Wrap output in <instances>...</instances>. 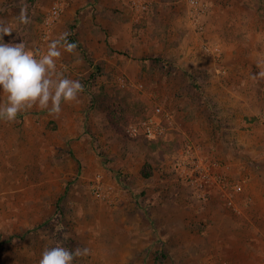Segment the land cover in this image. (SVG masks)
<instances>
[{
  "label": "rangeland",
  "instance_id": "1",
  "mask_svg": "<svg viewBox=\"0 0 264 264\" xmlns=\"http://www.w3.org/2000/svg\"><path fill=\"white\" fill-rule=\"evenodd\" d=\"M149 1L145 12L122 0H75L77 7L70 6L74 0H14L7 7L24 8L29 22L11 24L13 33L3 38L34 54L57 2L64 8H119L115 14L122 18H106L104 9L92 13L94 29L75 35L73 56L85 59V69L73 78L67 68L57 69L84 88L75 137L59 146L57 124L50 121L43 135L10 140L16 154L0 155V172L13 170L14 179L5 191L1 173L0 264L38 262L57 241L88 250L74 264H244L243 254L236 260L227 251L228 230L218 227L222 207L213 204L234 207L218 185L203 202L176 159L193 146L221 164L219 175L230 188L244 182V166L264 165V0H204L209 8L201 14L187 0ZM75 17L70 32L81 33V14ZM101 91L111 99L103 110L92 106L90 95ZM158 109L172 116L165 136L152 141L128 135L131 124ZM34 110L22 115L40 116ZM98 174L115 185V204L92 194ZM139 230L141 238L134 233Z\"/></svg>",
  "mask_w": 264,
  "mask_h": 264
},
{
  "label": "crops",
  "instance_id": "2",
  "mask_svg": "<svg viewBox=\"0 0 264 264\" xmlns=\"http://www.w3.org/2000/svg\"><path fill=\"white\" fill-rule=\"evenodd\" d=\"M12 1L14 0H0V23H5L8 26L12 24L13 27H15V24H20L18 21V16L16 14L21 12L22 9L24 10V8H7L8 6L12 5ZM75 3L77 2H75L74 0V4H70V6L77 7ZM102 9L107 11L106 18L108 19L117 18L116 20L119 21L122 18V16L118 17L115 14L120 11L117 10L119 8H98L97 11H95V8H65L66 13L61 18L52 35L53 41L57 40L58 37H61L63 34H65L67 30H69L68 35L74 36V39L75 35L83 34L84 28L87 29L91 27L89 31H92L94 29V19L92 17V13L101 12L103 14L104 12L102 11ZM35 10L39 12L38 8L34 9V12ZM77 12L78 14H81V33H79V29L78 32H70L69 28L70 24L75 21V14ZM37 24L38 21L34 17H32L31 26H35ZM31 39L32 42H30V45L33 46L34 44H37V40L33 38V36ZM3 40L4 42H6L4 38ZM61 51L63 54L57 60L62 61L65 59L66 64L64 65L67 66V69L69 70L68 73H70L68 77L71 76L73 78L81 70L85 69L86 61L84 58L79 57V55L74 57L73 54H69L67 52L64 53L63 49H61ZM67 63L72 68V71L70 70V67ZM57 64L59 65L60 62H58ZM81 94H83V92ZM3 102L4 97L0 96V103ZM61 107L62 111L59 115H50L47 110H40L34 107V111L38 110L40 116L34 117L33 115H22L24 114L23 112L17 116L15 122H0V155L13 156V154H16V152H13L12 150L13 143H11L10 140H13L15 137L17 140L19 139L22 142L23 138L28 139L29 136L35 134L34 132L38 134L36 136L43 135L45 126H47L50 121H55L57 124V131L54 132L53 135L59 137V146L62 145L63 140L75 137V133L78 132V121L82 122L83 119L82 111L85 110V106H83L81 102L79 103L78 101H75L71 104H62ZM64 143L66 144V142ZM65 144H63L62 146H64ZM243 171L244 172L242 177L245 179L242 183L243 186L241 195L236 196L237 198H235V200L237 201L235 207L233 209H229L225 206L223 207L222 203H220V205L218 203H214L213 206H215L216 209L222 207V209L219 208L220 214L218 216V227L220 229L228 230L229 236L224 235L223 237H227V251L231 254L236 255V260H240V254H243L244 264H264V165L261 168H257L255 164L247 165L244 166ZM12 172L13 170L0 172V191H4L5 188L1 183V173H3L2 175L6 176L7 178L6 182L8 186L5 191H11L13 189L14 179L11 176ZM0 195L2 201V193H0ZM12 217L13 216L10 217V222L13 221ZM134 233H136V237L141 238L140 230L139 232L134 231ZM39 251L40 249L38 250V252ZM37 260L39 261L38 257ZM37 263L38 262H35L32 259L27 261V264Z\"/></svg>",
  "mask_w": 264,
  "mask_h": 264
},
{
  "label": "clouds",
  "instance_id": "3",
  "mask_svg": "<svg viewBox=\"0 0 264 264\" xmlns=\"http://www.w3.org/2000/svg\"><path fill=\"white\" fill-rule=\"evenodd\" d=\"M18 21H29L22 9ZM12 29L0 23V122H15L17 116L34 107L47 110L50 115H59L62 104H71L78 100L83 92L79 80L65 77L57 70V59L64 52L73 54L76 45L67 42V33L59 40L51 41L47 50L34 54L26 50L23 43H6L4 36H10ZM61 41H64L62 44ZM70 237L64 234L63 240ZM87 249L70 250L61 241L52 247H45L38 264H74L77 257L87 254Z\"/></svg>",
  "mask_w": 264,
  "mask_h": 264
},
{
  "label": "built area",
  "instance_id": "4",
  "mask_svg": "<svg viewBox=\"0 0 264 264\" xmlns=\"http://www.w3.org/2000/svg\"><path fill=\"white\" fill-rule=\"evenodd\" d=\"M122 1H126L132 6V8H136L140 12L148 11L151 4L149 0ZM187 2L190 8L199 14L205 12V10L209 8L204 0H187ZM64 9V3L57 2L47 13V17L44 21V30L39 38L35 54H41L47 50V46L51 41L54 30L63 16ZM204 50L207 53L213 51L209 45H205ZM216 51H218V49H216ZM66 68L67 66L62 63L59 65L57 64V69ZM122 86L126 87V84L123 83ZM135 87L142 90L144 85L139 84ZM171 123V114L161 112V109H158L157 114L152 115L141 122L131 124L127 129V133L134 138L145 136L147 139L154 141L166 135V125ZM176 165L194 186L200 199L207 201L210 195V190L218 185L217 189L224 193L228 205L230 207H235L236 194L239 195V193H241L243 184L242 182H236L230 188L225 178H223L221 174L219 175V172H221V164L218 162H209L205 157L197 154L193 146L187 145L177 157ZM91 191L95 199L105 204L113 205L117 201V190L115 185L107 182L102 174H98L93 179Z\"/></svg>",
  "mask_w": 264,
  "mask_h": 264
},
{
  "label": "trees",
  "instance_id": "5",
  "mask_svg": "<svg viewBox=\"0 0 264 264\" xmlns=\"http://www.w3.org/2000/svg\"><path fill=\"white\" fill-rule=\"evenodd\" d=\"M164 1H170V0H164ZM70 41L72 43H74L75 45H77L73 36H70ZM83 84L84 85L86 84L85 86H87V87H91V81H89V82L83 81ZM90 95H91L92 106L93 107L100 106L101 110L104 109V106L107 105V103L111 102V99H109V98L107 99V96H106L105 92H103V91L97 92V93L91 92ZM113 119H114V117H113ZM144 175H146V177H149L151 175V173L146 172ZM1 239H2V233L0 232V241H1Z\"/></svg>",
  "mask_w": 264,
  "mask_h": 264
}]
</instances>
